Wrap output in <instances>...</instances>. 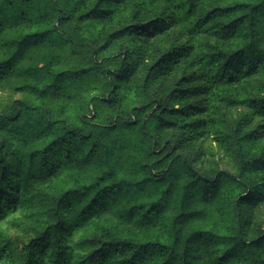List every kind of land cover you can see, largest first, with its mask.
Wrapping results in <instances>:
<instances>
[{
    "label": "trees",
    "instance_id": "16d2710c",
    "mask_svg": "<svg viewBox=\"0 0 264 264\" xmlns=\"http://www.w3.org/2000/svg\"><path fill=\"white\" fill-rule=\"evenodd\" d=\"M0 264H264V0H0Z\"/></svg>",
    "mask_w": 264,
    "mask_h": 264
}]
</instances>
